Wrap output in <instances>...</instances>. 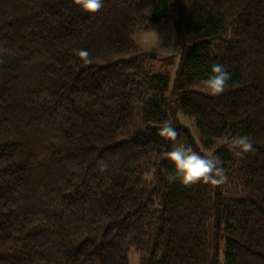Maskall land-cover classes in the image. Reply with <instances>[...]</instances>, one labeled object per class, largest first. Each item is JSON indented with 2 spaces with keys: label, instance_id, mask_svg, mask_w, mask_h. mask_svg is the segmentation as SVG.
I'll return each instance as SVG.
<instances>
[{
  "label": "trees",
  "instance_id": "trees-1",
  "mask_svg": "<svg viewBox=\"0 0 264 264\" xmlns=\"http://www.w3.org/2000/svg\"><path fill=\"white\" fill-rule=\"evenodd\" d=\"M167 19L174 78L135 39ZM214 63L231 73L220 94L201 83ZM237 135L254 150L236 156ZM176 143L214 156L224 183L170 181ZM132 250L264 264V0H0V264H130Z\"/></svg>",
  "mask_w": 264,
  "mask_h": 264
},
{
  "label": "clouds",
  "instance_id": "clouds-1",
  "mask_svg": "<svg viewBox=\"0 0 264 264\" xmlns=\"http://www.w3.org/2000/svg\"><path fill=\"white\" fill-rule=\"evenodd\" d=\"M76 2L85 12L96 13L103 7L104 0H76ZM77 52L84 58L85 63L91 62L88 49L81 48ZM230 77L231 73L225 65L214 63L201 83L210 93L220 94L225 90ZM158 132L169 140H175L179 136L177 128L170 120L163 121ZM229 146L236 156H243L254 150V145L247 135L231 137ZM163 155L173 163L174 171L168 177L170 181L179 179L185 185L197 182L220 185L225 181V169L219 161L214 156L204 155L194 150L191 144L176 143Z\"/></svg>",
  "mask_w": 264,
  "mask_h": 264
},
{
  "label": "rangeland",
  "instance_id": "rangeland-1",
  "mask_svg": "<svg viewBox=\"0 0 264 264\" xmlns=\"http://www.w3.org/2000/svg\"><path fill=\"white\" fill-rule=\"evenodd\" d=\"M139 48L158 54L161 58L170 56L174 64L169 66L172 78L176 76L179 66L181 49L176 42V31L172 20H163L150 24L144 31L136 35ZM130 264H140L139 255L135 251L130 252Z\"/></svg>",
  "mask_w": 264,
  "mask_h": 264
}]
</instances>
